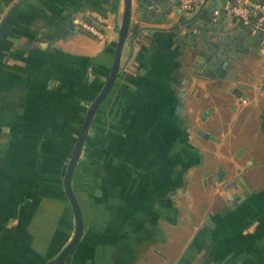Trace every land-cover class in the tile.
Masks as SVG:
<instances>
[{"label":"crops","instance_id":"obj_1","mask_svg":"<svg viewBox=\"0 0 264 264\" xmlns=\"http://www.w3.org/2000/svg\"><path fill=\"white\" fill-rule=\"evenodd\" d=\"M15 1L0 0V20ZM136 2L140 30L126 37L73 171L84 229L65 264H264V70L255 47L264 32L231 79H205L192 73L185 30L176 31L189 15L178 0L156 24ZM121 11L122 0H26L0 34V264H43L72 235L63 174L117 32L101 40L71 18L111 12L119 22ZM62 217L69 232L57 230Z\"/></svg>","mask_w":264,"mask_h":264},{"label":"water","instance_id":"obj_2","mask_svg":"<svg viewBox=\"0 0 264 264\" xmlns=\"http://www.w3.org/2000/svg\"><path fill=\"white\" fill-rule=\"evenodd\" d=\"M24 1L26 0L15 1L6 11L0 20V34L12 12ZM132 1L122 0L120 20L119 22H117V19L115 20L117 40L110 71L104 84L90 101L85 111L63 174V189L74 218L72 235L59 251L43 264H65L67 255L82 236L84 219L80 204L72 187V175L95 111L110 92L118 74L121 51L128 35L132 17ZM135 1H137L136 9L138 16L149 20L153 24L158 23L161 17H165L173 4V0ZM216 9L218 10L217 13L215 12ZM226 13L227 9L221 4V0H213L211 3L197 10L189 12L188 16L182 14L179 18L182 23L176 28V31L182 33V30H185L186 32L185 53L193 57V63L196 68H193L192 73L197 77L205 79L209 77L231 79L234 73V71L230 70L231 67H236L239 58L248 51L246 48L253 47L251 43L253 42L254 44L260 38L262 31L251 33L248 25L242 24L235 18L221 19L220 16ZM152 14L155 15L153 19ZM261 45H264V41L263 44L256 43L255 47L258 48ZM236 88L237 85L234 86V90ZM198 133L205 137L207 136L201 129H198Z\"/></svg>","mask_w":264,"mask_h":264},{"label":"built area","instance_id":"obj_3","mask_svg":"<svg viewBox=\"0 0 264 264\" xmlns=\"http://www.w3.org/2000/svg\"><path fill=\"white\" fill-rule=\"evenodd\" d=\"M206 0H178L181 11L189 13L202 6ZM224 7L236 20L249 26L251 33L264 32V3L251 0H229ZM217 13L218 10L216 9ZM113 13H91L88 16H73L71 22L74 26L92 33L98 39L104 40L109 30L116 29ZM138 17L132 16L130 24H137ZM264 70V45L259 49ZM264 78V73H263ZM245 101V99H243Z\"/></svg>","mask_w":264,"mask_h":264},{"label":"rangeland","instance_id":"obj_4","mask_svg":"<svg viewBox=\"0 0 264 264\" xmlns=\"http://www.w3.org/2000/svg\"><path fill=\"white\" fill-rule=\"evenodd\" d=\"M70 226V222L68 223V221L67 220H65L64 219V217H62V218H60L59 219V223H58V229L57 230H59V231H61L62 232V230L64 231L65 229H67L68 227ZM72 229H73V226H72ZM71 229V230H72ZM61 232H57L56 233V239L57 240H65V239H67V235L65 236V237H63V235H62V233ZM68 232H69V228H68ZM44 257H47L48 255H47V253H44V255H43Z\"/></svg>","mask_w":264,"mask_h":264},{"label":"flooded vegetation","instance_id":"obj_5","mask_svg":"<svg viewBox=\"0 0 264 264\" xmlns=\"http://www.w3.org/2000/svg\"><path fill=\"white\" fill-rule=\"evenodd\" d=\"M221 174H222V169L220 168V169L217 171V177H218V176L220 177ZM205 177H206V174L203 175V180H204V181H205ZM219 177H218V178H219ZM221 186H224V184L221 185ZM242 194H243V196L247 194V189H246V188H245V190L243 191ZM242 194H241L240 196H242ZM227 195H228V197H227V196H226V197H227L228 199H232V200H233V198H231V197H232L234 194H233V195H231V194L229 195V193H228ZM232 200H231V201H232ZM231 201H230V202H231ZM233 203H235V202L232 201L231 204H233Z\"/></svg>","mask_w":264,"mask_h":264},{"label":"trees","instance_id":"obj_6","mask_svg":"<svg viewBox=\"0 0 264 264\" xmlns=\"http://www.w3.org/2000/svg\"><path fill=\"white\" fill-rule=\"evenodd\" d=\"M139 30L140 26L138 24H130L128 33L135 35Z\"/></svg>","mask_w":264,"mask_h":264}]
</instances>
